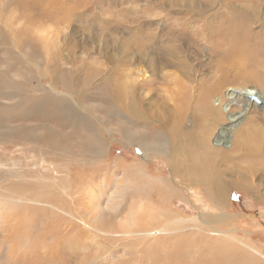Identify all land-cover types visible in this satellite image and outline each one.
<instances>
[{"label": "rangeland", "instance_id": "obj_1", "mask_svg": "<svg viewBox=\"0 0 264 264\" xmlns=\"http://www.w3.org/2000/svg\"><path fill=\"white\" fill-rule=\"evenodd\" d=\"M18 2L0 0V76H5L10 83H18L19 86L15 99L0 96V186L8 188L4 189V192L0 190V197H7L8 194L16 197L30 195L29 198L46 202L42 204L24 201L21 203V209H18L19 205L14 208L10 204H7L8 207L3 206L4 209L0 207L1 211H4L0 212L3 214H0V264H264L263 257L254 254L245 246H240V243L225 237L226 241L221 240L220 236L198 229L142 238L137 242L111 243L107 234L96 232V236H93L87 226L77 220V212L83 213V208L87 206L83 194H72L64 190L63 185L67 184L65 173L59 172L64 169V165L70 164L72 171L79 170L84 177H91L103 163L108 162L112 167L117 163L119 167L116 173L122 176V171L119 170L122 169L121 165H125L129 167L126 174L132 181L137 182L136 184L141 185L146 210L162 208L165 214L173 213L179 218L187 219L206 213L207 216L214 217L207 219L210 221L209 226L250 239L258 251L264 254V196L254 197L249 192L264 190V158H258L259 150L256 156L252 155L253 151L255 153V147L249 149L240 138L241 133H246L250 126L264 125L262 99L256 93L252 94L255 108L259 111L254 108L256 113L247 112L248 118L242 120L234 134L239 145L238 151H235L238 156L237 163L228 161L217 164L221 169H230L225 174L226 177L242 179L241 181L246 183L244 186L234 187L230 179L225 181L226 202L221 199L218 203L211 201L206 191L203 192V186L188 181V178H184L180 173H172L173 166L171 167L170 163L177 157L179 143L167 139L174 134L172 126L175 125L176 119L173 118L178 105V88L174 76L182 78L193 94L191 98H185L189 103L182 124L187 127L194 115L193 102H196V98L201 99L200 93L197 92L200 86L218 79L221 75L220 69L229 67L230 72L232 71L229 60L222 58L230 48L220 46L221 48L214 50L209 43L202 42L199 38L205 36L208 32L206 30L214 32L224 29L223 26L226 27L228 21H240V30L245 36L248 48L256 54L264 53V0H47L43 2L45 7L42 8H38L39 0H35L34 4H38L28 11L21 10L23 5H29L28 0ZM51 14L52 17L48 20L47 17ZM39 17L46 19L40 25L32 21ZM36 27H39V33L35 31ZM43 29H48L47 34ZM239 37H242L241 34ZM232 59L236 61L234 57ZM192 67H195L193 71ZM256 68L259 70L258 75L261 73L260 80L264 82V63L257 64ZM237 74V71H232L227 75L228 81L223 87L224 91L232 86L248 83L238 78ZM39 85L46 88L45 93L61 99L63 108L69 112L58 111L52 99L47 97L45 102L49 104L50 110L39 108L44 99L40 97ZM26 96L30 98L32 105H38L39 110L32 109V118L25 115L24 121L16 122L11 118L15 110L11 105L16 101L25 105ZM240 104L238 109L236 110V107V111L234 110L235 115L240 113ZM191 109L193 112L189 113ZM202 120L206 121V118ZM18 124L32 130L34 138L22 139L19 130L17 135L6 136L10 128L14 131ZM45 134L52 138L50 146L43 137ZM130 134H135L140 145L129 140ZM229 135L232 139V133ZM213 142L215 144V141ZM147 143L157 145L163 153L148 150ZM144 146L147 148L143 149ZM41 152L46 162H40L38 153ZM247 162L251 164V169L245 167L250 166ZM48 163L52 165L47 166ZM181 164L183 165V161ZM244 169L248 171L244 172ZM110 174L106 172L107 180L111 182L113 178H110ZM140 174L159 175L158 177L170 179V183L176 188V195H164L163 189L157 183L150 184L154 192L144 188L142 185L146 183V175L142 177ZM80 180L81 177L78 176L75 183ZM156 187L158 189H155ZM127 190L129 188L125 191ZM179 192L180 194H177ZM105 198L102 197L99 201L100 209H106L109 205ZM64 202L66 205L72 203L71 206H66V210L69 209L72 214L65 216V220L60 218L61 212H64L60 210ZM219 212L224 215L227 213L226 217L216 220ZM88 217L86 221L91 225L93 217ZM73 220H77L76 223ZM187 221L169 226L176 227L186 223L200 225L194 219ZM51 226L55 229H51ZM129 243L133 245L129 247ZM218 249H222L226 256L220 258ZM153 250L156 251L151 253Z\"/></svg>", "mask_w": 264, "mask_h": 264}, {"label": "bare ground", "instance_id": "obj_2", "mask_svg": "<svg viewBox=\"0 0 264 264\" xmlns=\"http://www.w3.org/2000/svg\"><path fill=\"white\" fill-rule=\"evenodd\" d=\"M16 2H18V0H15ZM47 0H39V6L38 8H42L45 7L43 2H46ZM35 0H28L27 3H29V5L27 6L26 4L22 6L21 10L22 11H28V9H30L31 7H36V5L38 4V2H36L34 4ZM20 4H22L21 2H18ZM26 3V2H25ZM37 9V8H34ZM33 12V11H31ZM36 12V10H35ZM62 12V11H61ZM17 15V14H16ZM63 15V14H62ZM67 15V14H66ZM40 16V15H39ZM42 16V15H41ZM52 17V14L50 16H48V20H50ZM65 17V15H64ZM63 17V18H64ZM31 19H34L31 17ZM44 18L39 17L36 18L35 20H32L33 22L38 23V25L42 24V22H44ZM66 20V19H65ZM52 21V20H51ZM67 21V20H66ZM232 21V20H231ZM204 22V21H203ZM233 22V21H232ZM197 23V22H196ZM199 23V22H198ZM48 24V23H47ZM46 24V25H47ZM202 24V22H201ZM37 25V26H38ZM193 25V24H192ZM198 25V24H197ZM200 25V24H199ZM198 25V26H199ZM223 25V24H221ZM204 26V24H203ZM220 26V25H219ZM231 26V27H230ZM202 27V26H201ZM230 27V28H229ZM47 28V27H46ZM185 28V27H184ZM215 28V26H214ZM224 29H218V27L216 29V31H209V30H205L208 31L206 32L205 30H203V32L205 34V36L200 37L198 36V38L202 41V42H207L211 45L212 48H214V50L221 48L223 46H227L228 48H230L229 52L224 53V58L223 60L227 61L229 60L230 65H231V70L236 72L239 74L238 78H241L245 81H247L248 83L245 82V85H241V86H235V87H230L229 89H225V91L223 90V87L226 84L227 80V75H229L230 72V68L228 67L227 69H220L221 74L218 79L215 78V80L211 83H205V84H200V88L199 90H197V92L200 93L201 95V99L200 98H196V102H193L195 104L194 105V115H192V119H190V123L189 125L186 127V124H182V121L184 120L185 117V110L188 107L186 102L187 99L191 98V94L192 92H190L188 90V88L186 87L187 85L184 84L185 81L182 80V78L180 79V77L174 76V80H175V84L177 85L178 88V94H177V99H178V105H177V111L175 112L176 114L174 115V119H176L175 125H171L173 127L174 130V134H172V136L167 139H169V141H174L178 144L177 146V157L175 158V161H172L171 167L173 166V172L172 173H180L181 175H183L184 178H188V181L190 182H196L194 184L196 185H201L203 186V189L206 194L210 197L211 201L213 200V202L218 203L219 200L221 199V201L226 202L227 200V187L224 185L225 181L227 182L228 179H230L229 177H226L225 174L230 171L229 168L226 169H221L217 164H219L220 162H236L237 160L236 158L238 157L235 153V151L238 149L239 145L236 143L237 140L236 138H234V134L237 131V127L239 124H241L242 120H244L245 117L248 116L247 112H252L255 108V100L253 98H251L250 96H252L253 93H256V95L258 97H260L262 99V103H261V107L262 110L264 112V96L262 97L261 94L264 95V82L260 80L259 78V74L258 72L259 70H257L256 65L259 63H264V53L261 54H256L253 51H251L245 41V36L241 33L242 31L240 30V28H242V25L240 23V21H235L234 23H231L228 21L227 26L224 27ZM47 30L48 29H43V31L47 34ZM196 30V29H195ZM202 30V29H201ZM215 30V29H214ZM35 31L38 32L39 31V27L35 28ZM9 33V32H7ZM39 33V32H38ZM58 33V32H57ZM186 33V32H185ZM203 34V33H202ZM241 34L242 37H239V35ZM14 36V35H13ZM228 36H231L230 38H228ZM197 38V37H195ZM194 38V39H195ZM197 38V39H198ZM4 43V42H2ZM207 46V45H206ZM219 46V47H218ZM221 46V47H220ZM209 47V46H208ZM217 47V48H216ZM235 58V60H233L232 58ZM193 62V61H192ZM223 62V61H222ZM187 64V63H186ZM196 65V64H195ZM194 66V65H193ZM229 66V65H228ZM192 71L194 70L195 67H192ZM260 68V67H258ZM236 71H235V70ZM142 69H139V71ZM219 71V69H218ZM142 73H144V71H141ZM218 74V75H219ZM235 74V73H233ZM237 74V75H238ZM182 75V74H180ZM195 78V76H193ZM234 77V76H233ZM231 78V77H230ZM228 78L229 80L234 79V78ZM237 78V77H235ZM184 79V78H183ZM203 80V79H202ZM201 80V81H202ZM235 80V79H234ZM233 80V81H234ZM238 80V79H237ZM264 80V79H263ZM144 81V80H143ZM232 81V80H231ZM236 81V80H235ZM11 81H8L5 79V76H0V96L1 97H5L7 96L8 98H14L15 96H17V94L19 93V86L18 83H10ZM229 84V82H228ZM185 86V87H184ZM228 87V86H227ZM257 87V88H256ZM39 91L41 92L40 97L44 98L41 102V104L38 106L35 104L32 105L31 100L29 97L26 96L27 100H25L27 103L25 105H21V103L19 101H16L15 103H12V107L15 108L14 113H12V117L14 118L13 120H15L16 122H19L20 120L25 119V115H29V118H32V112L33 110L36 108L37 110H39L37 108V106L41 109H46V110H50V106L49 104H47V102H45V97H47V99H52L53 105H55L56 109L58 111H67L63 108V102L60 101L57 97L51 95L50 93H45L46 88L42 87L39 85L38 87ZM253 89H256L253 90ZM47 92V91H46ZM45 93V95L43 94ZM177 93V91H176ZM199 95V94H198ZM199 95V96H200ZM20 96V95H19ZM134 96V95H133ZM196 96V94H195ZM255 96V95H254ZM25 97V96H24ZM170 97V96H169ZM176 97V96H175ZM188 97V98H187ZM41 98V99H42ZM187 98V99H185ZM5 99V98H4ZM15 99V98H14ZM37 99V98H36ZM45 102V103H44ZM216 102V103H215ZM233 103H235L234 105H232ZM239 103H241V110H239V115H235V111L238 109V105ZM191 104V106H192ZM134 106V105H133ZM131 106V108L135 110V108ZM34 107V108H33ZM237 107V108H236ZM236 108V110H235ZM260 108V107H259ZM33 109V110H32ZM240 109V108H239ZM256 109V108H255ZM189 110V109H188ZM235 110V111H234ZM257 110V109H256ZM256 110L253 111L256 113ZM42 111V110H40ZM132 111V110H131ZM132 111V112H134ZM187 111V110H186ZM242 111V113H241ZM259 111V109L257 110V112ZM69 112V111H67ZM71 112V110H70ZM193 112L192 109L189 113ZM43 113V112H42ZM136 113V112H135ZM134 113V114H135ZM254 113V114H255ZM137 114V113H136ZM251 114V113H249ZM261 114V113H260ZM138 115V114H137ZM171 116V115H170ZM42 117V116H41ZM140 117V116H139ZM191 117V116H190ZM189 117V118H190ZM188 118V119H189ZM206 118V121H203L202 119ZM248 118V117H247ZM254 118V117H253ZM261 118V117H260ZM140 119V118H139ZM172 119V118H171ZM186 119V118H185ZM264 119V117L262 118V120ZM172 122V120H171ZM173 122V123H174ZM253 122V121H252ZM185 123V122H184ZM137 124V123H136ZM140 123H138L139 125ZM253 124V123H252ZM19 126V124H18ZM13 131L12 128H10L9 132L6 134V136L8 134H16L18 133V130L21 133V138L22 139H33V132L32 130H28L25 126H19ZM185 126V127H184ZM263 126V127H262ZM244 127V126H243ZM245 128V127H244ZM247 128V126H246ZM193 129V130H192ZM239 131V130H238ZM172 132V131H171ZM230 133H232L233 138L230 139ZM240 133V132H239ZM170 134V133H169ZM170 134V135H171ZM15 135V136H16ZM231 136V137H232ZM236 136V135H235ZM238 136V135H237ZM45 139V141L47 142V145L50 146L51 143V136L45 134L43 136ZM42 137V139H43ZM241 140L247 144L249 146V149L252 148V146L255 147V153L253 151L252 155H257V151H260V154L258 156V158H264V125H252L249 127V130L246 133H241L240 135ZM129 140L132 142L136 141L139 145H140V141L136 140V136L135 134H130L129 136ZM215 141V144H213ZM39 142V141H38ZM54 142V140H53ZM132 142V143H133ZM213 142V143H212ZM229 142V144H228ZM173 143V142H172ZM170 144V143H169ZM175 145V144H174ZM148 150H152L154 151L153 153L157 152L158 154L163 153L161 148L158 147L155 144H148ZM173 146V145H172ZM37 148V147H36ZM143 149L147 148L146 146L142 147ZM141 148V149H142ZM30 150V148H28ZM40 149V148H39ZM38 149V150H39ZM32 150V149H31ZM36 151V150H35ZM151 151V152H152ZM238 151V150H237ZM239 151L240 148H239ZM28 153V152H27ZM30 153V152H29ZM40 153V152H39ZM38 153V156H40V162H46V160H44L43 158V154L41 152V154ZM172 153V152H171ZM170 153V155H171ZM251 153V152H250ZM34 154V153H33ZM37 154V153H36ZM173 154V153H172ZM181 155L178 157V155ZM263 154V155H262ZM43 155V156H42ZM151 155V154H150ZM34 156V155H32ZM45 156H47L45 154ZM31 157V156H30ZM146 157V156H145ZM144 157V158H145ZM28 158V157H27ZM39 158V157H38ZM173 158V157H172ZM242 158V157H241ZM255 158V157H254ZM26 159V158H25ZM29 159V158H28ZM171 159V157H170ZM169 159V160H170ZM168 160V159H167ZM166 160V161H167ZM236 160V161H235ZM242 160V159H241ZM253 160V159H252ZM255 160V159H254ZM253 160V161H254ZM171 161V160H170ZM183 161V165L181 164V162ZM259 161V160H258ZM33 162V161H32ZM36 162V159H35ZM38 162V161H37ZM168 162V161H167ZM242 162V161H241ZM19 163V162H18ZM23 163V162H22ZM84 163V162H83ZM175 163H178V165L176 166ZM248 163V162H247ZM253 163V162H252ZM51 163H48L47 166H49ZM104 165L100 166L99 169H97V172L95 175L91 176V177H84V174L80 173L79 170H76L75 172L72 171V166L70 164L64 165V169L63 170H59V172H64L65 173V177H66V183L65 185H63V189L69 191L70 193H79V194H83V198L86 200L87 202V206L84 209V212L81 213V211L77 212V215H83V216H77V220L80 222V224L82 225H86L87 229L89 230V233L93 236H96V232L97 233H101L103 235H108V240L111 243H115V242H122V241H136L137 240L141 241L142 238H151V237H159L160 235H165V234H173V233H178V232H182V231H186V230H193V229H198L201 231H205V232H210L213 235H217L220 236L221 240L225 238H229L230 240H232L233 242H238V244L240 243V246H245L246 249H249L250 251H252L254 254L256 253L257 255H259L260 257L264 258V254L261 253V251H258L257 247H255L253 245V243H251L250 239L247 238H241L237 235H235L232 232L229 231H225V230H219V229H215L212 228L211 226H209V220L207 219H214V217H210L207 216L206 213L201 214L199 216H195L194 218H182V217H177L176 215H174L173 213H168L165 214L164 209L160 208L158 210H146L147 207L144 208L145 206V202H143V196H142V188L141 185L136 184L137 182L132 181V179L130 178V176H128L127 173V168L125 165H121L122 169L119 170L122 174V176L119 175V173L117 172L118 169V164H113L110 165L108 162L103 163ZM133 164V163H132ZM135 164V162H134ZM229 164V163H228ZM240 164V163H239ZM250 166L246 165L245 167H247V169H251L252 166L250 163H248ZM22 165V164H20ZM27 165V164H26ZM52 165V164H51ZM78 165V164H77ZM147 165V163H146ZM215 165H217V167H215ZM221 165V164H220ZM232 165V164H231ZM44 166V165H43ZM57 166V165H56ZM94 166V165H93ZM222 166V165H221ZM228 166V165H227ZM5 167V166H4ZM21 167V166H20ZM95 167V166H94ZM99 167V166H98ZM133 167V166H132ZM137 167V165H136ZM139 167V166H138ZM167 167V166H166ZM170 167V168H171ZM175 167V168H174ZM219 167V168H218ZM29 167L27 166V169ZM31 168V167H30ZM145 168V167H144ZM16 169V168H15ZM31 170V169H30ZM137 170V169H136ZM256 170V169H255ZM16 171V170H15ZM56 171V170H55ZM134 171V170H133ZM243 171V170H242ZM248 171L246 169H244V172ZM19 172V170H18ZM79 172V173H78ZM106 172L111 173L110 178H113L112 181H108L107 180V176H106ZM131 172V171H130ZM138 172V170L136 171ZM140 172V171H139ZM147 172V171H145ZM239 172V171H238ZM250 172V171H249ZM253 172V171H252ZM132 173V172H131ZM144 173V172H143ZM148 173V172H147ZM12 174V173H10ZM23 174V173H22ZM34 175V173H31ZM39 174V173H38ZM43 174V173H41ZM133 174V173H132ZM135 174V172H134ZM133 174V175H134ZM231 174V173H230ZM235 174V173H234ZM24 175V174H23ZM29 175V174H28ZM32 175V176H33ZM137 175V173H136ZM139 175V174H138ZM143 175V174H140ZM146 175V174H145ZM145 175H143L142 177H144ZM252 175V173H251ZM27 176V174H26ZM35 176V175H34ZM39 176V175H38ZM75 178H74V177ZM80 176L81 180L78 181V183H75L77 181V177ZM159 176V175H158ZM156 176H149L146 175L145 177V181L146 183H144L142 186L144 188H149L151 189V183H157L160 184L162 190V193L164 191V195H168V196H174L176 195V188H174V186H172V184L170 183V179H166V178H161ZM231 176L233 177V174H231ZM21 177V176H19ZM24 177V176H23ZM136 178L138 176H135ZM16 178V177H15ZM32 178V177H31ZM35 178V177H34ZM38 178V177H37ZM168 178V177H167ZM220 178V179H218ZM10 179V178H9ZM19 179V178H18ZM36 179V178H35ZM138 179H140L138 177ZM143 179V178H142ZM15 180V179H14ZM95 180L97 182H95ZM134 180V179H133ZM236 180V181H234ZM242 179H230V181H232L231 183H233L234 187H239V186H244L246 183H244V181H241ZM37 181V180H36ZM39 181V180H38ZM50 181V180H49ZM138 181V180H137ZM141 181V179H140ZM138 181V182H140ZM144 182V179L142 180ZM19 182V180H18ZM22 182V181H21ZM20 182V183H21ZM199 182V183H198ZM44 183V182H43ZM72 183V185H71ZM8 184V183H7ZM22 184V183H21ZM20 184V185H21ZM49 184V183H48ZM213 185V186H212ZM24 186V185H23ZM26 186V185H25ZM74 186V187H73ZM159 185H157L158 187ZM251 186V185H250ZM253 186V185H252ZM20 187V186H19ZM22 187V186H21ZM28 187V186H26ZM51 187V186H50ZM155 187V186H153ZM155 189H158V188ZM127 188H129V190L125 191ZM143 188V189H144ZM4 189H8L6 187L0 186V190L3 191ZM21 189V188H20ZM24 189V188H23ZM27 189V188H26ZM148 189V190H149ZM180 189V188H179ZM178 189V190H179ZM254 189V188H253ZM44 190V189H43ZM50 191H53L51 188H49ZM148 190H144L148 191ZM159 190H161L159 188ZM202 190V189H201ZM246 190V188H245ZM259 190V187H258ZM42 191V190H41ZM56 191V190H54ZM151 191H153V189H151ZM4 192V191H3ZM60 192V191H59ZM131 192V193H130ZM150 192V191H149ZM154 192V191H153ZM152 192V193H153ZM159 192V191H158ZM250 194L254 195V197H259V196H264V190L263 192H256V190H250L249 191ZM26 193V191H25ZM161 193V194H162ZM29 194V193H28ZM27 194V195H28ZM43 195V193H41ZM45 194V192H44ZM54 194V193H53ZM156 194V193H154ZM160 194V193H159ZM177 194H180L177 193ZM183 194V193H181ZM1 195V194H0ZM9 195V194H8ZM9 198H7L5 195L3 197H0V207L2 206V208L4 209L3 206H6L7 204H10L12 207L14 206H18V209H21L20 206H22L21 203H23L24 201L26 202H31V203H44L46 201H40V200H36L33 198H29L31 197L30 195H28L29 197L26 196H21V195H17L19 197H16V195H11L8 196ZM23 195V194H22ZM32 195V194H31ZM57 195V193H56ZM151 195V194H149ZM157 195V194H156ZM44 196V195H43ZM58 196V195H57ZM178 196V195H177ZM181 196V195H180ZM207 196V197H208ZM80 197V196H79ZM102 197H106L105 199L107 200V202L109 203V207L106 206V209H100V199ZM147 197V196H146ZM159 197V196H158ZM164 197V196H163ZM183 197V195H182ZM46 198V197H45ZM73 198V197H72ZM175 198V197H173ZM41 199V198H40ZM44 199V198H43ZM49 199V198H48ZM66 199V198H65ZM145 199V198H144ZM151 199V198H150ZM154 199V196H153ZM75 200V199H74ZM105 200V201H106ZM168 200V199H167ZM128 202V203H127ZM153 202V201H152ZM164 202V200H163ZM52 203V202H51ZM55 203V201L53 202ZM74 203V202H73ZM151 203V202H150ZM161 203V202H160ZM221 203V202H220ZM219 203V204H220ZM60 204V203H59ZM63 205H61L60 210L64 211L63 213L61 212V216L60 218H62L63 220H65L67 217L65 216H69L72 213L68 210H66V206H71V204H67L64 202L62 203ZM85 204V203H84ZM107 204V203H106ZM147 204V203H146ZM149 204V203H148ZM212 204V202H211ZM223 204V203H222ZM49 205V203H48ZM170 205V204H169ZM39 206V205H38ZM44 206V205H43ZM84 206V205H82ZM149 206V205H148ZM158 207V205H156ZM163 206V205H162ZM168 206V205H167ZM216 206V204H215ZM8 207V205L6 206ZM10 207V206H9ZM14 207V208H16ZM108 207V208H107ZM217 207V206H216ZM1 208V209H2ZM24 208V207H22ZM35 208L36 207H32ZM47 208V206H46ZM76 208V207H75ZM74 208V209H75ZM82 208V207H81ZM150 208V207H149ZM148 208V209H149ZM169 208V207H168ZM0 209V212H2ZM9 209V208H8ZM100 209V210H99ZM151 209V208H150ZM167 210V209H166ZM174 210V208H173ZM218 210V209H217ZM7 211V210H5ZM10 211V210H9ZM35 211V210H33ZM40 211V210H39ZM74 211V210H73ZM169 211V210H167ZM166 211V212H167ZM46 211H44L45 213ZM53 212V211H52ZM120 212V213H119ZM4 213V211L2 212ZM1 214V216H3V214ZM49 213V212H48ZM54 213V212H53ZM59 213V212H58ZM75 213V212H74ZM119 213V214H118ZM46 214V213H45ZM44 214V215H45ZM63 214V215H62ZM87 217H84V216ZM88 215H90V217H93L91 219V225L86 221V218H89ZM227 213L224 215L223 213L217 214L216 220H221L223 217H226ZM6 216V215H5ZM15 216V215H14ZM27 216V215H26ZM56 217V214L54 215ZM73 216V215H72ZM75 216V217H76ZM20 217V216H19ZM37 217V215H36ZM184 217V216H183ZM4 217H2L3 219ZM35 218V217H34ZM45 218V217H44ZM43 219V218H42ZM54 219V218H53ZM57 219V218H56ZM59 219V218H58ZM70 219V217L68 218ZM76 219V218H75ZM194 219L196 220L200 225L198 224H185V225H180V226H172L170 227L169 225H174L177 223H181L183 221L186 220H191ZM21 220V219H20ZM29 220V219H28ZM34 220V219H33ZM76 220V221H77ZM3 221V220H2ZM7 221V220H6ZM72 221V220H71ZM70 221V222H71ZM74 221V220H73ZM76 221H74V223H76ZM187 221V222H188ZM214 221V220H213ZM8 222V221H7ZM10 222V221H9ZM8 222V223H9ZM18 222V221H17ZM54 222V221H53ZM196 222V223H197ZM3 223V222H2ZM52 223V222H51ZM63 223V221H62ZM68 223V222H67ZM88 223V224H87ZM23 224V223H22ZM42 224V221H41ZM45 224V223H44ZM66 224V223H65ZM97 224V225H96ZM182 224V223H181ZM56 225V224H54ZM52 225V226H54ZM59 225V224H58ZM63 225V224H62ZM73 225V224H72ZM71 225V226H72ZM189 225H193V226H189ZM3 226V225H2ZM29 226V225H28ZM31 226V225H30ZM40 226V225H39ZM51 226V229L54 228ZM75 226V225H73ZM13 227V226H12ZM20 229V226H18ZM16 227V228H18ZM42 227V226H41ZM56 227V226H55ZM69 227V226H68ZM83 227V226H82ZM90 227V228H89ZM105 227H109L112 229H108L106 230ZM208 227H211L210 229H208ZM10 228V227H9ZM44 228V227H42ZM76 228V226H75ZM13 229V228H12ZM15 229V228H14ZM18 229V230H19ZM22 229V228H21ZM55 229V228H54ZM63 229V226H62ZM81 230H83L82 228H80ZM86 229V228H85ZM206 229V230H205ZM16 230V229H15ZM213 232H211V231ZM2 231V229H1ZM13 231V230H12ZM20 231V230H19ZM43 231V230H42ZM46 231V230H45ZM62 231V230H61ZM75 231V230H73ZM77 231V229H76ZM75 231V232H76ZM79 231V230H78ZM49 232V231H48ZM69 232V230H68ZM74 232V233H75ZM88 232V231H87ZM188 232V231H187ZM18 233V232H17ZM27 233V232H25ZM39 233H41L39 231ZM44 234V232H42ZM47 233V232H46ZM72 233V234H74ZM77 233V232H76ZM81 234V231L79 232ZM78 233V234H79ZM203 233V232H202ZM1 234V233H0ZM16 234V231H15ZM14 234V235H15ZM19 234V233H18ZM49 234V233H48ZM47 234V235H48ZM63 234V233H62ZM183 234V233H182ZM181 234V235H182ZM193 234V232H192ZM200 234V233H199ZM46 235V236H47ZM53 235V234H51ZM65 235V232L64 234ZM102 235V236H103ZM178 235V234H177ZM201 235V234H200ZM4 236V235H3ZM12 236V235H11ZM49 236V235H48ZM47 236V237H48ZM86 236V235H85ZM192 236V235H191ZM194 236V235H193ZM250 236V235H249ZM2 237V235H1ZM17 237V236H16ZM43 237V236H42ZM90 237V235H89ZM88 237V238H89ZM162 237V236H161ZM223 237V238H222ZM12 238V237H11ZM31 238V237H30ZM50 238V237H49ZM69 238V237H68ZM95 238V237H94ZM97 238V237H96ZM208 237H205V239ZM4 239V238H3ZM33 239V238H32ZM47 239V238H46ZM58 239V238H57ZM66 239V238H65ZM70 239V238H69ZM78 239V238H77ZM75 239V240H77ZM101 239V238H100ZM107 239V237H106ZM161 239V238H160ZM159 239V240H160ZM167 239V238H166ZM204 239V237H203ZM219 239V241H220ZM12 240V239H11ZM96 240V239H94ZM105 240V239H104ZM103 240V241H104ZM168 240V239H167ZM171 240V239H170ZM225 240V239H224ZM2 241V240H1ZM43 241V240H42ZM51 241V240H50ZM53 241V240H52ZM61 241V240H60ZM70 241V240H69ZM68 241V242H69ZM79 241V240H78ZM84 241V240H83ZM107 241V240H106ZM146 241V240H145ZM153 241V240H152ZM166 241V240H165ZM208 241V240H206ZM226 241V240H225ZM224 241V242H225ZM25 242V241H24ZM85 242V241H84ZM101 242V241H100ZM135 242V243H136ZM163 242V241H162ZM210 242V241H209ZM230 242V241H229ZM52 243V242H51ZM50 243V244H51ZM76 243V242H75ZM99 243V242H97ZM107 243V242H106ZM134 243V244H135ZM141 243V242H140ZM143 243V242H142ZM141 243V244H142ZM152 243V242H151ZM169 243V242H168ZM174 243V242H173ZM172 243V244H173ZM206 243V242H205ZM216 243V242H215ZM223 243V242H222ZM226 243V242H225ZM36 244V243H35ZM38 244V243H37ZM54 244V243H53ZM62 244V243H60ZM69 244V243H68ZM67 244V245H68ZM96 244V242H95ZM101 244V243H100ZM144 244V243H143ZM146 244V243H145ZM148 244V243H147ZM214 244V243H212ZM217 244V243H216ZM44 245V244H43ZM71 245V243H70ZM98 245V244H97ZM96 245V246H97ZM121 245V243H120ZM129 247H131L133 245V243H129L128 244ZM127 245V246H128ZM138 245V244H137ZM206 245L208 246L209 243ZM211 245V244H210ZM220 245H222L220 243ZM229 245V244H228ZM232 245H234L232 243ZM10 245H8L9 247ZM126 246V247H127ZM144 246V245H142ZM146 246V245H145ZM160 246V245H159ZM164 246V245H163ZM175 246V245H173ZM214 246H217L214 244ZM225 246V245H224ZM236 246V244H235ZM238 245V247H240ZM1 247V246H0ZM17 247V245H16ZM20 247V246H19ZM61 247V246H60ZM171 247V246H170ZM212 247V245L210 246ZM222 247V246H221ZM220 247V248H221ZM232 247V246H231ZM244 247V248H245ZM4 248V247H3ZM15 248V247H14ZM18 248V247H17ZM37 248V247H36ZM43 248V246H42ZM53 248V247H52ZM98 248V247H97ZM102 248V247H101ZM173 248V247H172ZM204 248V247H203ZM46 249V248H44ZM49 249V247H48ZM100 249V248H99ZM125 249V248H124ZM130 249V248H129ZM133 248H131L132 250ZM137 249V248H136ZM146 249V248H145ZM157 249V248H155ZM206 249V248H205ZM217 249V248H216ZM262 249V248H261ZM3 250V249H2ZM16 250V249H15ZM37 250V249H36ZM109 250V249H108ZM142 250V249H141ZM176 250V249H174ZM222 250V249H221ZM221 250H217L220 253V258H222V256H226L224 255V253ZM237 250V249H236ZM26 251V250H25ZM51 251V250H50ZM148 251V250H147ZM156 251V250H155ZM154 250L151 252H155ZM167 251V250H166ZM187 251V250H186ZM190 251V249H189ZM203 251V250H202ZM224 251V250H223ZM239 251V250H238ZM237 251V252H238ZM241 251V250H240ZM244 251V250H243ZM241 251V252H243ZM17 252V251H16ZM113 252V250H112ZM139 252V250L137 251ZM142 252V251H141ZM144 252V251H143ZM214 252V250H213ZM229 252V251H228ZM235 252V251H234ZM5 253V252H4ZM48 253V252H47ZM146 253V252H145ZM144 253V255H145ZM150 253V252H149ZM210 253V252H209ZM239 253V252H238ZM246 253V252H244ZM132 254V253H131ZM148 256V253H146ZM206 254V253H205ZM213 254V253H212ZM242 254V253H241ZM2 255V254H1ZM4 255V254H3ZM7 255V254H6ZM11 255V254H10ZM30 255V254H29ZM103 255V254H102ZM116 255V254H115ZM136 255V254H135ZM151 255V254H150ZM186 255V254H185ZM237 254L235 253V256ZM153 256V255H152ZM5 257V255H4ZM6 258H8L6 256ZM167 258V257H166ZM9 259V258H8ZM108 260V258H107ZM222 260V259H220ZM224 260V259H223ZM112 261V260H111ZM214 261V260H213ZM220 262V261H219ZM230 262V261H229ZM2 263V262H1ZM91 263V262H90ZM231 264V263H230Z\"/></svg>", "mask_w": 264, "mask_h": 264}, {"label": "water", "instance_id": "obj_3", "mask_svg": "<svg viewBox=\"0 0 264 264\" xmlns=\"http://www.w3.org/2000/svg\"><path fill=\"white\" fill-rule=\"evenodd\" d=\"M251 98H253V96H250Z\"/></svg>", "mask_w": 264, "mask_h": 264}]
</instances>
